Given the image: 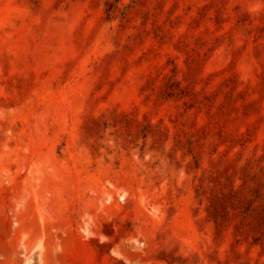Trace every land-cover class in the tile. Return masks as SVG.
Listing matches in <instances>:
<instances>
[{
	"label": "rangeland",
	"instance_id": "obj_1",
	"mask_svg": "<svg viewBox=\"0 0 264 264\" xmlns=\"http://www.w3.org/2000/svg\"><path fill=\"white\" fill-rule=\"evenodd\" d=\"M0 264H264V0H0Z\"/></svg>",
	"mask_w": 264,
	"mask_h": 264
}]
</instances>
